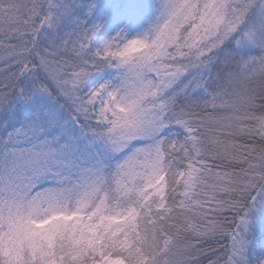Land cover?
Returning a JSON list of instances; mask_svg holds the SVG:
<instances>
[{
    "label": "snow or ice",
    "instance_id": "6c2138e0",
    "mask_svg": "<svg viewBox=\"0 0 264 264\" xmlns=\"http://www.w3.org/2000/svg\"><path fill=\"white\" fill-rule=\"evenodd\" d=\"M0 264H264V0H0Z\"/></svg>",
    "mask_w": 264,
    "mask_h": 264
}]
</instances>
